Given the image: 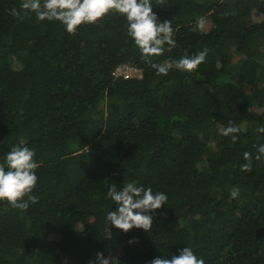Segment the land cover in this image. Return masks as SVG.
<instances>
[{
	"label": "trees",
	"instance_id": "trees-1",
	"mask_svg": "<svg viewBox=\"0 0 264 264\" xmlns=\"http://www.w3.org/2000/svg\"><path fill=\"white\" fill-rule=\"evenodd\" d=\"M21 3L0 0V163L21 141L34 149L39 199L24 212L0 201V264H90L98 252L148 264L183 247L205 264H264V0H150L176 41L152 63L208 50L192 72L159 76L115 11L69 34ZM200 17L209 29L191 31ZM120 66L134 75L115 76ZM128 182L167 195L149 232L106 224L109 185Z\"/></svg>",
	"mask_w": 264,
	"mask_h": 264
},
{
	"label": "clouds",
	"instance_id": "clouds-1",
	"mask_svg": "<svg viewBox=\"0 0 264 264\" xmlns=\"http://www.w3.org/2000/svg\"><path fill=\"white\" fill-rule=\"evenodd\" d=\"M157 4L163 0H156ZM21 10L34 13L38 21H57L69 34H74L81 24H95L110 11L124 16L127 21V35L139 49L141 58L151 64L156 70V75H167L169 70L176 68L182 72H192L202 64L208 54L207 48L189 56L185 53L179 60H166L163 64L152 63L151 57L162 55L167 45L170 51L176 47L173 39L174 31L172 21L160 22L152 11L150 0H22ZM9 14L20 18L21 13L15 7ZM206 25V19H197L191 31H201ZM240 132L239 127L232 122L222 130V135L230 136L233 143L237 142ZM264 133V127L257 129ZM35 150L21 141L14 145L5 155L4 162L0 163V201H7L13 208L21 212L27 211L30 205L38 203V197L32 195L37 184L36 169L38 163L34 161ZM244 163L241 171L252 170L253 156L249 152L243 154ZM264 157V144L259 145L254 159L259 161ZM240 190L233 186L230 196L235 199ZM107 197L117 205L115 211L106 215V224L127 233L129 230L142 229L149 232L153 226L152 212L160 209L167 203V195L163 192H153L151 187L128 182L118 189L112 183L108 187ZM133 241H130L132 243ZM90 264H119L117 258L98 252ZM148 264H205L202 258H197L191 247H183L178 255L169 259L167 256L153 258Z\"/></svg>",
	"mask_w": 264,
	"mask_h": 264
},
{
	"label": "built area",
	"instance_id": "built-area-1",
	"mask_svg": "<svg viewBox=\"0 0 264 264\" xmlns=\"http://www.w3.org/2000/svg\"><path fill=\"white\" fill-rule=\"evenodd\" d=\"M133 73L134 71L130 66H120L117 67L114 71L115 76H123V77H132L130 74Z\"/></svg>",
	"mask_w": 264,
	"mask_h": 264
},
{
	"label": "rangeland",
	"instance_id": "rangeland-1",
	"mask_svg": "<svg viewBox=\"0 0 264 264\" xmlns=\"http://www.w3.org/2000/svg\"><path fill=\"white\" fill-rule=\"evenodd\" d=\"M208 29H209V27H208V26H205L203 30H204V31H207ZM229 50H230L231 52H234V47H233V46H230V47H229ZM130 75L132 76L133 73H131ZM211 152H215V147H214V146H212Z\"/></svg>",
	"mask_w": 264,
	"mask_h": 264
}]
</instances>
